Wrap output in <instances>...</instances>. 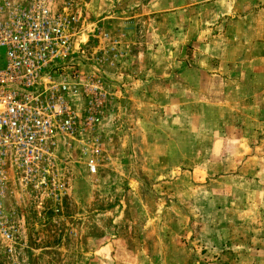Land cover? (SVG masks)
Instances as JSON below:
<instances>
[{"label": "rangeland", "instance_id": "374dc122", "mask_svg": "<svg viewBox=\"0 0 264 264\" xmlns=\"http://www.w3.org/2000/svg\"><path fill=\"white\" fill-rule=\"evenodd\" d=\"M149 1L51 0L58 11L71 4L85 28L75 57L85 84V102H78L85 124L80 120L73 140L56 146L53 193L19 190L10 197L19 233L11 254L0 243V264H264V128L253 118L257 97L230 101L221 89L202 97V90L194 95L175 79L162 94L166 82L159 74L178 71L168 62L183 51L134 48L130 19L121 21ZM5 64L0 48V69ZM145 75L151 76L143 87ZM245 115L250 119L242 122ZM146 139L165 145L143 153L139 141ZM200 150H231L232 159L208 163L195 159ZM243 151V159H233ZM199 163L213 173L231 171L228 181L210 178L209 189L219 192L214 207L205 199L209 182L202 180L199 190L192 174ZM225 201L232 207L217 208ZM2 205L8 212L6 199ZM194 234L200 239H190Z\"/></svg>", "mask_w": 264, "mask_h": 264}, {"label": "built area", "instance_id": "2783aa9c", "mask_svg": "<svg viewBox=\"0 0 264 264\" xmlns=\"http://www.w3.org/2000/svg\"><path fill=\"white\" fill-rule=\"evenodd\" d=\"M79 21L71 4L58 11L51 0H0V243L9 254L19 233L10 197L53 193L56 146L73 140L80 120L85 124V84L75 66L85 44Z\"/></svg>", "mask_w": 264, "mask_h": 264}, {"label": "crops", "instance_id": "0c3cea01", "mask_svg": "<svg viewBox=\"0 0 264 264\" xmlns=\"http://www.w3.org/2000/svg\"><path fill=\"white\" fill-rule=\"evenodd\" d=\"M188 1L183 3L181 0H150L144 8L131 10L129 17L121 18V21L130 19L127 26L129 25L131 30L129 35L131 46L146 51L161 47L169 49L167 54H173V56L178 55V51H183V57L167 61L177 64L178 71L168 68L166 72L159 74L164 83L168 79L178 80L179 85L186 89H195L199 92L202 90L201 95L198 93L202 97H209L215 94L214 90L218 89L221 91L217 93L221 96L225 95L230 101H233L235 97H243L245 102L254 103L256 100L253 98L257 97L258 116L253 117L257 118V121L253 120L257 122V127L264 128V0ZM144 63L146 70L149 69L150 65L147 61ZM149 76L145 75L144 81L141 80L145 82L143 87L149 82ZM171 87L173 86L166 82L161 89L162 94L163 92L168 94ZM141 94L146 95L147 92L144 91ZM193 94L196 95L197 92ZM226 103H228L227 100ZM205 104L206 106L216 105L213 102L209 105ZM249 119L250 117L245 115L242 122ZM241 125L245 126L246 123ZM229 126L234 129L239 127V124L232 123ZM229 139V136H225V140L229 141ZM139 142L143 153L145 148L148 151L149 148L160 149L159 145L161 147L165 145L164 142L153 144L148 139ZM241 143L246 144V141L242 140ZM229 152L217 151L205 155L200 150L195 153V159L207 158L208 163L216 164L222 160L232 159ZM244 154L246 151H243L242 157H239L238 152V157L233 159H243ZM203 164H197L199 166H195L192 170V174L197 177L195 180H199L197 182L199 190L202 188L200 184L202 180L209 182L208 189L211 187L210 184L214 181L210 180L212 176H215L213 179L216 181L229 180L226 176L229 172L231 175V171L221 170L219 173H213L201 167ZM259 190L264 194V186ZM205 192L207 193L205 199L209 198L211 206L214 207V201H217L216 196L219 192L206 188ZM233 206L235 207V204ZM224 207L229 208L232 205L225 201L217 208ZM252 207L260 208L261 204L254 203ZM237 208L248 207H238L237 204ZM196 234L190 239H200ZM211 238L214 237L211 235Z\"/></svg>", "mask_w": 264, "mask_h": 264}]
</instances>
